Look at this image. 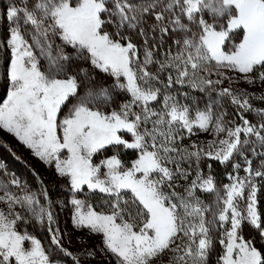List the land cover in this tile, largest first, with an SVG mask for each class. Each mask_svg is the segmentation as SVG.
<instances>
[{"label":"snow or ice","instance_id":"1","mask_svg":"<svg viewBox=\"0 0 264 264\" xmlns=\"http://www.w3.org/2000/svg\"><path fill=\"white\" fill-rule=\"evenodd\" d=\"M2 15L11 61L0 129L66 179L72 224L102 236L107 264H209L214 234L218 264H264L239 234L247 222L264 236L256 179L264 181V108L250 103L264 94L232 87L264 88V0H9ZM84 65L114 83L96 86ZM176 86L208 102L184 103L189 94ZM120 94L129 99L102 110ZM228 101L242 123L228 118ZM198 133L212 139L192 140ZM129 150L130 166L121 158ZM205 159L231 164L222 191L204 174ZM33 175L37 190L0 162V264H55L40 240L18 230L30 219L47 225L53 253L80 264L54 227L63 202ZM198 192L215 200L206 204Z\"/></svg>","mask_w":264,"mask_h":264},{"label":"rangeland","instance_id":"2","mask_svg":"<svg viewBox=\"0 0 264 264\" xmlns=\"http://www.w3.org/2000/svg\"><path fill=\"white\" fill-rule=\"evenodd\" d=\"M8 2L9 0H0V103H2L4 99H6L7 92L10 88V81L8 79L7 72L10 66L11 53L10 50L5 46V39L7 36L6 29L8 28V23L2 15L3 5H6ZM239 38V35L236 36L235 41L239 42ZM137 42L139 43V41ZM84 66L88 67L91 70L90 65ZM91 71L96 77V86L107 87L111 86L114 83L113 78L107 76L106 74L99 73L96 70ZM228 86V82L225 81L223 85H220L218 87ZM88 87H92V85H86L85 87H82L79 90L80 95H84L88 90ZM176 87L179 88L181 92H187L189 94L188 97L183 100L184 103L203 108L208 102V96L206 93H200L190 88H180V86ZM232 87L236 92H239L241 89H246L248 92H252L257 96L264 94V88H261L258 85L249 86L243 81H239L233 84ZM213 98H215L214 93ZM128 99L129 97L126 94H120L115 97V103L111 107H105L102 110L111 111L112 108H118L119 104ZM75 102V99H71V102H68L66 106L62 107V111L60 113L61 118L67 114L68 110ZM250 103L252 104L253 108H264V101L251 99ZM225 111L229 113V119L235 121L236 123H242L239 120V117L235 114V106L231 105L230 101L227 102ZM245 116L253 123L256 122L257 118L253 113H245ZM126 138L130 137L126 136ZM210 139H212L211 133H198L197 136L192 137V140L199 141H207ZM190 142V140L185 139L183 143L189 144ZM113 154L114 153L112 151L106 152V155L108 156ZM17 157H19V159H17ZM102 158V156L97 155L94 157V162L98 163ZM121 158L126 165L130 166L131 161L136 158V154L134 151L129 150L127 153L123 154ZM0 162H3L6 165L10 173L15 174L23 181L28 182L29 186L33 190H37L39 188L36 177L33 175V172H35L43 181V184L47 188L51 199L53 201L63 202V206H61V204L59 203L55 204L54 211L56 214V224L54 225V227L58 228L63 234V247L71 252L73 256L78 257L80 264H107V259L103 250L102 236L89 233L87 230H79L74 228L72 224L73 206L69 203L72 197V193L66 179L59 177L55 173L54 167L45 165L43 161L39 160L31 153V150L20 144V142L13 135L7 133L2 129H0ZM235 162L236 161H233V163ZM240 162L241 164H243V161ZM257 163L258 160L254 162V167ZM201 164L204 174H211L216 181L217 187L220 188L221 191L223 190L224 184L230 183L228 175L232 173L231 164L222 165L218 161L210 159L203 160ZM208 165H211V168H209ZM239 175H245V173L243 172V168H241ZM256 179L258 186L257 209L260 212L261 207L264 214V186H262L264 185V181H261L260 178ZM197 194L206 204H212L215 200V193L198 192ZM80 198H83V196L81 195ZM93 202L97 205L101 203L98 197ZM0 209L6 210V207L4 205H0ZM97 210H100L99 207L97 208ZM18 230L21 232H28L30 235L35 236L38 240H40L41 244L50 254H55L57 256L55 264H75L72 257L65 256L63 252H60L58 249L55 253H53L54 246L51 245V234L48 231V227L46 224L36 223L34 220L30 219L28 223H21ZM239 234L244 238V240L250 241L252 246L260 252L259 246L264 245V236L260 234V230L254 228L247 222H244L241 226ZM214 239V250L210 256L209 264H218L219 256L223 254V248L219 244V235L214 234ZM25 246H29L27 242ZM86 250L94 251L95 257L92 258L84 255L83 253ZM162 264H167V259H165Z\"/></svg>","mask_w":264,"mask_h":264},{"label":"trees","instance_id":"3","mask_svg":"<svg viewBox=\"0 0 264 264\" xmlns=\"http://www.w3.org/2000/svg\"><path fill=\"white\" fill-rule=\"evenodd\" d=\"M260 213L262 215V220H264V214H263V209L260 207ZM260 252L262 253V256H264V245L259 246Z\"/></svg>","mask_w":264,"mask_h":264}]
</instances>
